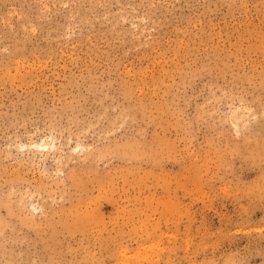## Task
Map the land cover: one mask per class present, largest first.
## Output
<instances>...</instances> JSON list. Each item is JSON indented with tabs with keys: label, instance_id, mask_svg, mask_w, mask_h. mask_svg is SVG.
I'll return each mask as SVG.
<instances>
[{
	"label": "rangeland",
	"instance_id": "1",
	"mask_svg": "<svg viewBox=\"0 0 264 264\" xmlns=\"http://www.w3.org/2000/svg\"><path fill=\"white\" fill-rule=\"evenodd\" d=\"M0 264H264V0H0Z\"/></svg>",
	"mask_w": 264,
	"mask_h": 264
},
{
	"label": "bare ground",
	"instance_id": "2",
	"mask_svg": "<svg viewBox=\"0 0 264 264\" xmlns=\"http://www.w3.org/2000/svg\"><path fill=\"white\" fill-rule=\"evenodd\" d=\"M45 146V145H44Z\"/></svg>",
	"mask_w": 264,
	"mask_h": 264
}]
</instances>
